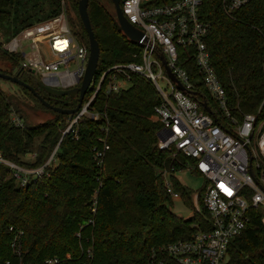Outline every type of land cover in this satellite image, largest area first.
<instances>
[{
	"label": "trees",
	"instance_id": "1",
	"mask_svg": "<svg viewBox=\"0 0 264 264\" xmlns=\"http://www.w3.org/2000/svg\"><path fill=\"white\" fill-rule=\"evenodd\" d=\"M79 1L0 0V29L7 27L14 34L65 7L72 33L89 45ZM43 4L49 6L45 13ZM88 10L101 50L97 75L115 63L138 60L134 53L139 46L115 25L112 1L90 0ZM200 18L211 24L207 44L231 116L241 122L246 113H253L259 122L264 121V0L245 5L234 18L225 13L221 0H203ZM19 59L0 44V64L16 65ZM179 63L196 81L198 70L185 48L180 50ZM0 72L19 73L21 80L53 105L74 108L78 104V97L46 93L29 71L20 68L13 74L0 67ZM20 88L40 107L51 110L28 89ZM159 103L152 82L135 75L127 90L99 92L93 102L98 120L84 118L77 136L64 135L71 116L55 111L50 121L17 125L12 115L17 113L22 120V103L0 87L2 155L21 167L37 168L58 146L57 165L25 184L17 181L11 167L0 163V264H45L52 258H59V264L145 263L153 249L209 229L203 203L206 180L199 193L200 211L184 218L172 210L169 185L187 203L191 201V190L177 174L192 160L159 148L163 126L155 114ZM101 137L109 145L103 167L93 158L94 148L104 146ZM29 154L35 155L34 160L24 161ZM94 201L96 212L92 210ZM262 218L261 210L251 211L248 227L229 245L228 264H264Z\"/></svg>",
	"mask_w": 264,
	"mask_h": 264
},
{
	"label": "built area",
	"instance_id": "2",
	"mask_svg": "<svg viewBox=\"0 0 264 264\" xmlns=\"http://www.w3.org/2000/svg\"><path fill=\"white\" fill-rule=\"evenodd\" d=\"M202 1L123 0L124 15L144 35L137 44L139 51L134 53L138 60L115 63L98 75L96 72L80 109L71 115L64 130V135L77 136L82 119H99L93 102L100 91L119 93L130 87L133 76H143L160 96L155 114L163 124L160 133L165 140L159 138V148L191 159L186 167L196 170L207 181L203 203L209 214V229L153 249L145 263L130 264H228L229 245L248 227L251 211L261 210L264 223V121L259 122L253 113H246L241 122L231 116L226 90L212 65L207 44L211 24L200 18ZM252 1L221 0V4L225 13L234 18L238 10ZM0 44L9 54L19 55L21 70L34 73L44 85L60 90L82 85L90 46L72 33L65 7L51 18L20 29L7 41L1 39L0 33ZM183 48L195 62L196 81L179 63ZM200 83L202 87L198 86ZM14 114V122L23 126ZM100 139L104 142L103 137ZM108 149L105 142L103 148H94L93 158L99 167H103ZM56 153L57 149L37 168L21 167L1 152L0 163L11 167L17 181L25 184L48 174L49 167L55 165ZM168 191L172 198L181 197L171 185ZM93 205L96 212V201ZM200 210L199 206L197 211ZM16 240L12 243L14 248ZM57 263L59 258L45 262Z\"/></svg>",
	"mask_w": 264,
	"mask_h": 264
},
{
	"label": "water",
	"instance_id": "3",
	"mask_svg": "<svg viewBox=\"0 0 264 264\" xmlns=\"http://www.w3.org/2000/svg\"><path fill=\"white\" fill-rule=\"evenodd\" d=\"M111 1L115 7V13H116L115 25L118 28V30L122 31L132 42L136 44H140L144 38L142 31H140L138 28H136L132 23L128 21L127 17L123 13V10L121 7V0H111ZM89 2L90 0H80L79 8H78L80 18L85 27V30L88 33L89 46H90L89 61H88V65H87V69H86V73H85V77L83 79L82 85L80 87H76L73 89L60 90V89L48 87L44 85L43 83L39 82L40 88L52 96L59 97V98L63 96H71L72 98L78 97V104L76 107L62 108V107L51 104L42 95H40V93L33 86L21 80L19 78V73L16 75H11V74L0 72V78L12 81L19 86L25 87L31 93H33L34 96L37 97L44 106H46L47 108L57 113L64 114V115H70V116L75 114L80 109L84 101L85 95L89 90L90 84L97 72L99 58H100V51H101L99 42L96 39L95 33L92 28L91 20H90V15H89V10H88ZM167 69L169 73L171 74V76L175 78L168 66H167ZM180 86L181 88H183L182 85ZM203 105L207 108L209 112H212L206 102H203ZM159 138L161 140H165V136L162 133H159Z\"/></svg>",
	"mask_w": 264,
	"mask_h": 264
},
{
	"label": "rangeland",
	"instance_id": "4",
	"mask_svg": "<svg viewBox=\"0 0 264 264\" xmlns=\"http://www.w3.org/2000/svg\"><path fill=\"white\" fill-rule=\"evenodd\" d=\"M45 11L49 10L47 4H43ZM1 39L3 41L9 40L13 34L9 31L7 27L0 29ZM0 64L5 70H8L10 73L15 74L20 69V59L18 64ZM35 81H38V77L32 73ZM0 87L1 89L10 96L19 98L22 103V122L28 126H36L43 122L50 121L55 118V112L53 110L43 109L40 107L31 97L24 94L22 89L16 83L0 78ZM77 98V97H76ZM95 111V109H94ZM96 112V111H95ZM15 117H20L17 113L14 114ZM14 117V116H13ZM69 120L67 121V123ZM58 149V146H56ZM23 160L26 162H31L34 160V154H29L23 157ZM57 165V159L54 163ZM179 180L183 185L187 186L192 194L191 201L187 203L182 196L180 198H173L172 210L179 216L184 218H189L193 215L195 210L199 208V193L201 189L205 186V178L197 173H195L191 167H186L177 174Z\"/></svg>",
	"mask_w": 264,
	"mask_h": 264
},
{
	"label": "flooded vegetation",
	"instance_id": "5",
	"mask_svg": "<svg viewBox=\"0 0 264 264\" xmlns=\"http://www.w3.org/2000/svg\"><path fill=\"white\" fill-rule=\"evenodd\" d=\"M122 2V1H121Z\"/></svg>",
	"mask_w": 264,
	"mask_h": 264
}]
</instances>
